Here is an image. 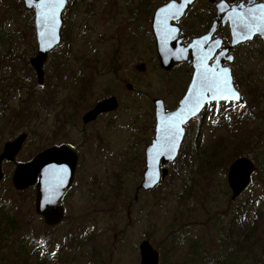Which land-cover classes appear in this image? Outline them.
<instances>
[{"label": "rangeland", "instance_id": "1", "mask_svg": "<svg viewBox=\"0 0 264 264\" xmlns=\"http://www.w3.org/2000/svg\"><path fill=\"white\" fill-rule=\"evenodd\" d=\"M169 1L68 0L61 44L48 54L39 85L30 64L38 51L34 11L23 0H0V152L22 134L27 140L17 162L49 143L82 152L74 185L60 203L64 220L53 228L36 213L35 190L17 192L15 165H3L0 264H141L143 241L158 253V264H264V235L259 241L252 233L256 213L264 210L261 39L235 51L233 80L243 104L208 105L186 126L168 177L149 192L137 191L156 124L153 100L162 99L170 112L193 75L188 64L169 73L159 67L151 22ZM197 7L210 19L203 0ZM191 20L181 25L187 44L203 31ZM222 37L230 39L228 28ZM141 64L145 72L136 69ZM108 96L118 100V110L82 128L83 115ZM212 155L218 163L206 168ZM237 155L250 159L256 172L232 201L227 176Z\"/></svg>", "mask_w": 264, "mask_h": 264}, {"label": "water", "instance_id": "2", "mask_svg": "<svg viewBox=\"0 0 264 264\" xmlns=\"http://www.w3.org/2000/svg\"><path fill=\"white\" fill-rule=\"evenodd\" d=\"M209 1L216 3V0ZM194 2L195 0H170L159 6L153 14L151 31L160 69L169 73L181 63L189 62L193 64L194 72L187 92L174 111L167 112L162 99L154 100L155 136L145 149V170L138 192L151 191L168 177L167 166L179 157L186 126L198 118L207 105L243 104L242 95L234 84L232 70L224 64L234 61L230 52L236 46L253 41L255 37H260L264 43V4L253 5L255 0H250L247 6L240 4L232 10H229L226 1L219 2L218 21L214 23L210 33L184 45V37H180L181 30L177 22ZM23 3L27 10H32L35 14L38 51L30 64L37 75L38 84L42 85L45 77L44 62L48 54L62 41V15L68 0H23ZM226 11L224 23H229L231 44L216 56L221 48V41L215 40L207 44ZM136 69L145 72L146 66L141 64ZM127 89L131 90L132 85L128 84ZM117 109L118 101L115 97L105 99L85 113L82 122L88 124L95 121L100 114ZM26 138L27 135L22 134L4 145L0 154V181L3 177L2 162L5 159L14 161ZM77 164L78 155L75 151L68 146H62L41 152L30 162L16 167L12 177L14 188L23 191L36 186V213L49 227H56L64 220V209L59 203L73 184ZM255 172L256 167L250 159L239 157L233 161L227 176L232 201L247 190ZM140 256L141 264H158L159 255L148 241L140 244Z\"/></svg>", "mask_w": 264, "mask_h": 264}, {"label": "flooded vegetation", "instance_id": "3", "mask_svg": "<svg viewBox=\"0 0 264 264\" xmlns=\"http://www.w3.org/2000/svg\"><path fill=\"white\" fill-rule=\"evenodd\" d=\"M205 3H206V5H207V9L205 10V12L204 13H207L209 16H210V19H208V20H204L202 17H200L201 15H200V13H199V7H197V6H199L200 5V0H195V2L190 6V8L187 10V12L185 13V15L177 22V25L180 27V30H181V32H180V37H184V41H183V44L184 45H188L187 44V41H186V31L184 32V35H182V33H183V28H182V22H183V20L184 19H186L187 17H188V19L189 18H192V20H191V22H192V26L193 27H195V22L196 21H199V22H201V29L203 30L202 31V33L201 34H199L198 36H194L193 38H192V40L193 39H195V38H199V37H202V36H205V35H208L209 33H210V31H211V29H212V27H213V25H214V23L215 22H217L218 21V18H217V13H218V10H217V4L219 3V2H221V1H226L228 4H229V10H232V8L234 7V6H238V5H240V4H244L245 6H247L248 5V3H249V1L250 0H231V1H228V0H216V3H211L209 0H203ZM260 3H263L264 4V2H262V1H260V0H255V2L253 3V5H255V4H260ZM228 11V10H227ZM227 11L224 13V14H222V16H221V20H219V22H218V25H217V27H216V30H215V32H214V34L212 35V37H211V39H210V42L207 44V45H209V44H211L213 41H215V40H220L221 41V48L217 51V53H216V56L224 49V48H226V47H229L230 46V44H231V34H230V39L227 41V40H225L223 37H222V33L223 32H225L226 31V29L228 28L229 29V33H230V28H229V23H228V21L226 22V23H224V19H225V17H226V13H227ZM191 13H193L191 16H190V14ZM193 16V17H192ZM256 38H259L260 39V37H255V39ZM254 39V40H255ZM191 40V41H192ZM253 40V41H254ZM253 41H250V42H246V43H244V44H241V45H239V46H236L235 48H233L232 50H231V52H230V54L231 55H233L234 56V61L232 62V63H225L224 64V66H229L230 68H231V70H232V65L235 63V61H236V59H237V54H236V49L238 48V47H240V46H242V45H245V44H248V43H251V42H253ZM56 49V48H55ZM31 61V60H30ZM212 61H214V60H212ZM183 64H188V65H190V67H191V69H192V71L194 72V69H193V64L192 63H189V62H183V63H181L180 65H183ZM180 65H178V66H180ZM177 66V67H178ZM175 69V68H174ZM173 69V70H174ZM232 75H233V73H232ZM192 79V78H191ZM189 86V85H188ZM187 89H188V87L186 88V90H185V93L187 92ZM132 90V89H131ZM185 93H184V95H185ZM184 95L182 96V98L184 97ZM111 97H113V96H108V97H106L107 99H109V98H111ZM106 98H103V99H101L100 101H98L97 103H99V102H101V101H103V100H105ZM181 98V99H182ZM118 101V100H117ZM180 102V101H179ZM179 102H178V104H177V106L174 108V109H176L178 106H179ZM96 103V104H97ZM95 104V105H96ZM94 105V106H95ZM94 106L91 108V109H93L94 108ZM153 106H154V100H153ZM166 107V106H165ZM118 108H119V102H118ZM173 109V110H174ZM118 110V109H117ZM116 110V111H117ZM166 110H167V108H166ZM173 110H169V111H173ZM116 111H114V112H106V113H102V114H100L98 117H97V119L95 120V121H93V122H90V123H88V124H83V122H82V128H84V127H86V126H88L89 124H93L94 122H96V121H98L99 119H101V118H106V117H108V116H110V115H112L113 113H115ZM168 111V110H167ZM154 115H155V106H154ZM84 116V115H83ZM155 121H156V118H155ZM193 121V120H192ZM191 121V122H192ZM191 122H189V123H191ZM188 123V124H189ZM155 126H156V124H155ZM154 136H155V127H154V129H153V136H152V139H151V141L149 142V144L152 142V140H153V138H154ZM16 139V138H15ZM15 139H13L12 141H14ZM26 140H27V138H26ZM26 140H25V142H26ZM25 144V143H24ZM24 144L22 145V147H21V150H20V152L18 153V155L15 157V159H14V161H8L7 159H5L3 162H2V167H1V170H2V173H3V177H4V171H3V165H15V170H16V167L19 165V164H25V163H28V162H30L31 160H33V158L35 157V156H33L32 158H29V159H26V160H24L23 162H17V159H18V157L21 155V153H22V151H23V147H24ZM148 144V145H149ZM147 145V146H148ZM47 147L44 149V150H42L41 152H44V151H46V150H49V149H52V148H60V147H62V146H68V147H70L71 149H73L74 151H75V153L78 155V164H77V168H76V170L78 169V166H79V163H80V161H81V159H82V152H81V150L77 147V146H71V145H67V144H59V143H55V144H51V143H49V144H47L46 145ZM146 146V147H147ZM146 149V148H145ZM2 151H3V149H2ZM2 151L0 152V154L2 153ZM38 154H40V152L38 153ZM37 155V154H36ZM144 161H145V159H144ZM15 170H14V172H15ZM14 172H13V174H14ZM75 174H76V171H75ZM3 177H2V179H3ZM12 177H13V175H12ZM2 179H1V181H2ZM12 180V179H11ZM74 180H75V176H74ZM0 181V182H1ZM73 185H74V181H73V184H72V186H71V188L64 194V196H66L68 193H69V191L72 189V187H73ZM14 188V187H13ZM34 189L35 190V194H36V186H32V187H30V188H28L27 190H29V189ZM15 189V188H14ZM16 190V189H15ZM17 192H23V191H26V190H23V191H19V190H16ZM142 191V190H141ZM64 196H63V198H64ZM62 198V199H63ZM62 199H61V201H62ZM61 201H60V203H61ZM60 203H59V206H60ZM63 208V207H62Z\"/></svg>", "mask_w": 264, "mask_h": 264}, {"label": "trees", "instance_id": "4", "mask_svg": "<svg viewBox=\"0 0 264 264\" xmlns=\"http://www.w3.org/2000/svg\"><path fill=\"white\" fill-rule=\"evenodd\" d=\"M30 69H31V66H30ZM31 71H32V69H31ZM85 84H86V82L83 83V86ZM238 156L239 155H237L235 158H237ZM235 158H233L232 160H234ZM254 159H256L258 161V172L262 173L263 172V168H262L263 166H262L261 160L257 159L256 157H254ZM205 162H206V165H205L206 168H208V167L212 168V165L215 166L216 163H218V158L216 157L214 160V156L212 155V157L208 160L206 159ZM259 162H260V164H259ZM258 203L260 204V201H258ZM253 225H254V229H253L252 233L256 235L257 240L261 241L263 239V235H264V210L258 211L256 213ZM250 247H251L250 244L246 240L245 250H251Z\"/></svg>", "mask_w": 264, "mask_h": 264}]
</instances>
